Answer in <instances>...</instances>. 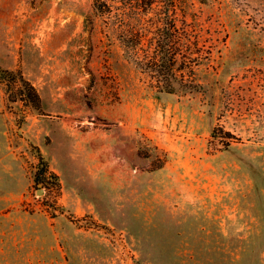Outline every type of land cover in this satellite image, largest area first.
Listing matches in <instances>:
<instances>
[{
    "label": "rangeland",
    "instance_id": "1",
    "mask_svg": "<svg viewBox=\"0 0 264 264\" xmlns=\"http://www.w3.org/2000/svg\"><path fill=\"white\" fill-rule=\"evenodd\" d=\"M94 1L0 0L40 98L0 80V264H264V0H140V39ZM161 20L190 89L141 69Z\"/></svg>",
    "mask_w": 264,
    "mask_h": 264
},
{
    "label": "trees",
    "instance_id": "2",
    "mask_svg": "<svg viewBox=\"0 0 264 264\" xmlns=\"http://www.w3.org/2000/svg\"><path fill=\"white\" fill-rule=\"evenodd\" d=\"M110 2V3H109ZM94 13L98 16L108 15L114 22L115 26L120 28V34H137V38H141L145 33L142 22L145 17V8L140 0H95L93 4ZM113 8L116 12L113 13ZM168 14V13H167ZM166 14V15H167ZM134 19L135 21L133 22ZM136 24H140L137 26ZM156 34H161L158 39L157 48L153 57L140 62L141 69L150 72L154 79L155 87L164 93H175L176 84L179 83L183 88L190 89L194 84L186 81L184 75H178L176 66L178 64L179 52L174 48L171 42L173 34L176 32V25L173 22L159 21L155 24ZM13 72L0 69V80L8 82H16L19 78L21 82L20 94H23L32 102L40 101L39 95L32 85L24 80L20 75L18 78H10ZM214 137L215 133H214ZM41 169L37 176L38 183L44 182V175L47 172V164L40 158ZM39 173V172H38Z\"/></svg>",
    "mask_w": 264,
    "mask_h": 264
}]
</instances>
